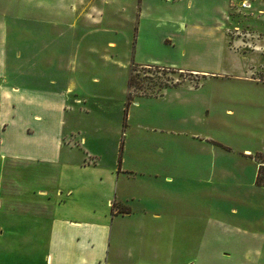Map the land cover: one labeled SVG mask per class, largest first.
Returning <instances> with one entry per match:
<instances>
[{
    "label": "rangeland",
    "instance_id": "obj_1",
    "mask_svg": "<svg viewBox=\"0 0 264 264\" xmlns=\"http://www.w3.org/2000/svg\"><path fill=\"white\" fill-rule=\"evenodd\" d=\"M191 1L188 7L187 0L152 1L182 4L185 27L164 40L153 30L133 60L119 53L126 81L122 70L94 58L100 84L90 85L96 97L86 115L82 74L72 72L80 88L71 92L64 126L54 130L82 135L96 129L107 164L118 152L116 141L130 143L129 165L137 164L127 149L177 150L175 170L138 179L135 189L152 196L133 203L127 234L113 231L110 255L119 247L134 264H264V186L255 180L264 166V0H246L247 7L229 0L224 9L218 6L223 0ZM142 61L150 65H137ZM78 63L82 71V57L75 55L72 65ZM247 67L253 70L238 71ZM127 95L147 99L129 107Z\"/></svg>",
    "mask_w": 264,
    "mask_h": 264
},
{
    "label": "crops",
    "instance_id": "obj_2",
    "mask_svg": "<svg viewBox=\"0 0 264 264\" xmlns=\"http://www.w3.org/2000/svg\"><path fill=\"white\" fill-rule=\"evenodd\" d=\"M152 1L0 0V264H134L119 247L110 255L113 231L127 234L133 203L152 196L135 189L138 179L175 170L177 150L127 149L137 164L129 165L130 143L116 141L118 152L107 164L96 129L66 135L54 128L64 126L71 92L80 88L72 72L82 74V113L88 114L96 97L90 85L100 84L94 58L122 70L126 81L119 53L133 60L153 30L161 40L182 31V4ZM75 55L82 57V71L80 63L72 65ZM247 68L238 71L253 70Z\"/></svg>",
    "mask_w": 264,
    "mask_h": 264
},
{
    "label": "trees",
    "instance_id": "obj_3",
    "mask_svg": "<svg viewBox=\"0 0 264 264\" xmlns=\"http://www.w3.org/2000/svg\"><path fill=\"white\" fill-rule=\"evenodd\" d=\"M133 68L135 67V65H133L132 66ZM132 68V71L134 70ZM133 84V77H132V75L130 74V76H129V78H128V86H130L131 87V85ZM127 99H128V101L131 99L130 98V95H128L127 96ZM263 167L264 166H259V168L257 169V172H256V178H255V180H256V183L258 184V185H261V186H264L263 184H262V177H261V172L263 171L262 169H263Z\"/></svg>",
    "mask_w": 264,
    "mask_h": 264
},
{
    "label": "built area",
    "instance_id": "obj_4",
    "mask_svg": "<svg viewBox=\"0 0 264 264\" xmlns=\"http://www.w3.org/2000/svg\"><path fill=\"white\" fill-rule=\"evenodd\" d=\"M250 3L246 2V0H242L241 6L247 7Z\"/></svg>",
    "mask_w": 264,
    "mask_h": 264
}]
</instances>
